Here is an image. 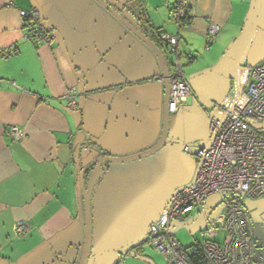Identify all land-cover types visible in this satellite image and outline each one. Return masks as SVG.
<instances>
[{
    "label": "crops",
    "instance_id": "0c3cea01",
    "mask_svg": "<svg viewBox=\"0 0 264 264\" xmlns=\"http://www.w3.org/2000/svg\"><path fill=\"white\" fill-rule=\"evenodd\" d=\"M128 1L115 0L136 26L124 7ZM142 1L159 35L177 36L180 63L195 77L186 78L193 97L169 115L168 138L173 141L163 147L184 160L180 170L170 164L163 169L179 176L172 178L169 196L195 174L197 159L184 154V145L199 144L209 115L226 99L225 91L207 92V79L200 78L217 63L228 83L232 80L235 47L248 31L253 0H187L190 22L181 27L171 17L175 0ZM31 7L38 8L41 24L50 30L49 43L26 36L28 25L19 11ZM260 7L264 31V0ZM210 23L219 29L207 44ZM7 47L16 51L0 55V264H66L58 258L70 247L77 249L78 261L85 230L79 168L98 156H128L154 146L162 132L165 100L161 66L154 52L96 0H0V52ZM165 56L168 65L173 57ZM71 87L75 108L64 98ZM177 122L182 130L176 129ZM10 125L23 131L20 140L6 135ZM158 162L148 156L105 167L91 195L87 264L107 258L109 264H128V258L142 255L144 245L138 241L147 238L150 225L130 226L127 200L130 193L139 194L145 178H153ZM150 181L151 187L158 183ZM245 208L258 239L264 231V196ZM251 209L258 212L256 222ZM18 220L28 224L25 234H14ZM261 258L258 254L254 264H264Z\"/></svg>",
    "mask_w": 264,
    "mask_h": 264
},
{
    "label": "built area",
    "instance_id": "2783aa9c",
    "mask_svg": "<svg viewBox=\"0 0 264 264\" xmlns=\"http://www.w3.org/2000/svg\"><path fill=\"white\" fill-rule=\"evenodd\" d=\"M187 0L172 4V20L179 24L186 16ZM29 20L32 28L26 36L34 41L49 43L51 35L40 22L38 8L19 11ZM219 26L207 27V44L215 40ZM161 40L173 57L168 81L167 109L176 113L193 92L187 83L177 51V36L163 34ZM14 47L4 48L0 55L15 53ZM238 91L231 90L227 97L209 115L208 142L206 146H184L183 151L197 159L193 179L178 187L161 209L157 219L148 229L147 238L165 258V264H190L184 248L171 233L172 223L197 212L203 218L200 228V250L203 264H254L255 242L245 202L264 196V133L255 129L254 123L264 122V58L253 65H243ZM67 106L76 107L74 87L67 90ZM6 135L15 140L23 137L16 125L6 129ZM218 196L210 204L208 198ZM14 234H25L28 224L18 220ZM194 252V250L192 251Z\"/></svg>",
    "mask_w": 264,
    "mask_h": 264
},
{
    "label": "rangeland",
    "instance_id": "374dc122",
    "mask_svg": "<svg viewBox=\"0 0 264 264\" xmlns=\"http://www.w3.org/2000/svg\"><path fill=\"white\" fill-rule=\"evenodd\" d=\"M253 8H254V0L252 2V17H251V23L249 25L248 31L245 34V38L243 40L240 41L239 44L236 45L235 47V59L239 53V51L241 50L248 34L249 31L251 29V25H252V18H253ZM261 7H260V2H259V8H258V16H257V24L255 28L256 30L254 31L253 35H252V39L247 47V49L245 50V53L242 57L241 62L245 65H253L256 62H258L259 60L264 58V31H261L260 29V25H261ZM170 53L166 52V55H168ZM171 55V54H170ZM171 57V56H170ZM218 59V58H217ZM235 59L232 63L231 66V77H233V72H234V62ZM219 60V59H218ZM226 60H228V58H226ZM184 71L186 73V78H188L189 81H191L193 77L191 74L187 73V67H183ZM201 72V71H200ZM199 71H197V75H198ZM222 71L218 68L217 63L214 64L212 67L207 68V70L204 72V75L200 78H205L207 79V82L205 84V90L207 92L209 91H213V92H217V91H225L226 93V98L231 96V90L233 89V79L229 80V83L227 81V79L225 77H223L222 75ZM186 121V120H185ZM170 124V123H169ZM177 130H182L183 126L181 122H177V124L175 125ZM254 127L256 130L263 132L264 133V122H259V123H254ZM185 155H190L193 156L191 154L188 153H184ZM153 160L159 159V162L157 163L158 167L156 164L155 166L158 167V171H154L153 174V178L149 177V178H145L142 181V188L139 192V194L137 196H134L133 193H130L129 199L127 200V205H128V209L130 210V215H127L128 217V222L130 224V226L133 228V226H149L150 223L154 222L158 215L155 217L154 216L157 214V209L160 205H162L164 202V199L168 196H165L166 191L169 189V187H171V185L173 184L172 182L175 180L173 179H178L179 176L178 174L175 176H171L168 173H166L165 171H163V169H166L169 167L170 165H174L176 166V170H180L181 168H183L184 165V160L177 158L175 159L172 154H170V152L167 154L166 151L164 150V147L160 150H158L157 152H155L153 155H150ZM149 156V157H150ZM145 158H148L145 157ZM169 161V162H168ZM159 172L161 173V177H159ZM173 178V179H172ZM151 180V181H150ZM153 180H155V182L158 180V183H156L154 186H149V181L153 183ZM166 198V200H167ZM218 196H211L208 198V202L210 204L214 203L217 201ZM165 200V201H166ZM250 201L248 200L245 202V204L247 203L250 206ZM253 201V200H252ZM251 212H253L254 216H253V222L257 221V214L258 212L255 211L254 209L250 210ZM160 213V212H159ZM195 213V211H194ZM251 214V216L253 215ZM195 217L192 218H185V220L183 221H174L172 223V233L174 234L176 240L179 241V243L183 246H188L191 243L195 242V241H200L201 236H200V228L203 225V218L201 215H194ZM152 218L154 219L152 222H150L152 220ZM258 223H260V219L258 221ZM147 228V227H146ZM257 228L261 231V226H257ZM148 234V233H147ZM145 235V234H144ZM256 237V236H255ZM84 241V239H83ZM255 242V246H256V256H258V254H260L263 262H264V231L263 233H261V237L260 238H255L254 240ZM143 253L141 256H137V257H130L127 260L128 264H165V258L163 255H161L155 248H153L151 246V244L148 241H144L143 242ZM83 246V244H82ZM105 254H111L108 252H104ZM108 255V256H109ZM103 256V254H102ZM106 255H104L103 258H105ZM255 256V258H256ZM93 259L91 258L90 261H92ZM102 264H109L110 261L108 260V258L105 260H102L101 262ZM115 262H111V264H113ZM88 264H96V262H94V260L92 262H89Z\"/></svg>",
    "mask_w": 264,
    "mask_h": 264
},
{
    "label": "water",
    "instance_id": "95a60500",
    "mask_svg": "<svg viewBox=\"0 0 264 264\" xmlns=\"http://www.w3.org/2000/svg\"><path fill=\"white\" fill-rule=\"evenodd\" d=\"M96 1H98L102 6H104L107 10H109L116 17L118 21H120L129 31H131L135 36H137L140 40H142L154 52V54L158 58V61L161 66V71L164 76V81H165V100H164V107H163L162 132H161L160 138L154 144V146H152L151 148L147 150H144L142 152H138L135 154H131L128 156H121V157L110 156V155L98 156L94 160H92L89 164H87L85 167H82V168H79L80 167L79 166V150L78 149L76 150L75 161H76L77 167L79 168V181H80V186L82 190V198H83V204H84L85 230H84L83 248H82L79 260L77 261L78 251L76 248H73V247H70L65 253V255L60 256L58 258L61 262H64L66 264H87L88 262L89 252H90L91 243H92L91 242L92 241V222H91V210H90L91 195H92V191H93V188L96 182L102 176L103 165L106 163H126V162H130V161L137 160L140 158H145L147 156L154 154L158 150H160L165 144L173 141L168 138V125H169V115H170L167 109L168 97H169V81H168L169 70H168L167 59H166L165 54L142 31H140L134 24H132L130 21H128L123 16L122 14L123 6L121 4L116 3L115 0H96ZM259 2L260 0H254L251 29L234 62V72H233L232 79H233V88L236 93L238 91V81L242 77V70L244 69L243 65H245L241 62V60L245 53V50L247 49L252 39V35L256 28ZM165 47L167 48V46ZM246 66H249V65H246ZM208 123H209V120H208ZM207 142H208V130L206 131L203 139L196 146L204 147L206 146ZM177 143L184 144L183 142H180V141H177ZM88 169L90 170V172L86 176L87 178L85 180L84 176L86 175V172ZM173 192H171L170 195H172ZM170 195L168 196L166 203L169 201Z\"/></svg>",
    "mask_w": 264,
    "mask_h": 264
},
{
    "label": "trees",
    "instance_id": "16d2710c",
    "mask_svg": "<svg viewBox=\"0 0 264 264\" xmlns=\"http://www.w3.org/2000/svg\"><path fill=\"white\" fill-rule=\"evenodd\" d=\"M124 7L128 10V12H130L132 16H134V18H136V26L140 29V31H142L164 54H166V52L169 53V51L165 47L166 44L161 40L159 33L153 28L152 24L149 22V19L147 18L146 10L143 5V1L142 0H129L128 2L124 4ZM189 22H190V16L187 14L184 18L181 19L179 24L188 25ZM26 24L28 25L27 26L28 30L32 28V24L30 23L29 20L26 21ZM45 29L47 30V32L50 33L49 29L47 28ZM170 64L171 63L168 62V66ZM102 153H105V152H102ZM107 165L108 163L104 164L102 169L104 170ZM89 172L90 170L88 169L86 172V175L84 176L85 180ZM144 241L149 242L148 238L145 237L144 239H140L138 241V244L140 243L143 244L142 242ZM199 242L195 241L188 246L182 245L190 264H203V256L201 255ZM193 250L194 252H192Z\"/></svg>",
    "mask_w": 264,
    "mask_h": 264
},
{
    "label": "clouds",
    "instance_id": "9594fccd",
    "mask_svg": "<svg viewBox=\"0 0 264 264\" xmlns=\"http://www.w3.org/2000/svg\"><path fill=\"white\" fill-rule=\"evenodd\" d=\"M171 114V113H170ZM184 146H186V145H184Z\"/></svg>",
    "mask_w": 264,
    "mask_h": 264
}]
</instances>
